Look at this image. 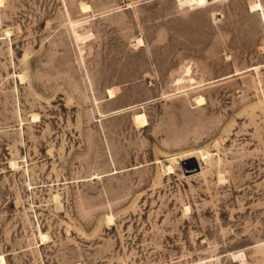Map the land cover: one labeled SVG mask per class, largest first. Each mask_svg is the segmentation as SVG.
I'll return each instance as SVG.
<instances>
[{"label": "rangeland", "instance_id": "1", "mask_svg": "<svg viewBox=\"0 0 264 264\" xmlns=\"http://www.w3.org/2000/svg\"><path fill=\"white\" fill-rule=\"evenodd\" d=\"M0 2L3 264H264V0Z\"/></svg>", "mask_w": 264, "mask_h": 264}, {"label": "bare ground", "instance_id": "2", "mask_svg": "<svg viewBox=\"0 0 264 264\" xmlns=\"http://www.w3.org/2000/svg\"><path fill=\"white\" fill-rule=\"evenodd\" d=\"M1 3V2H0ZM81 9H82V12L83 13H86V12H88V7H81ZM250 12L251 13H253L254 11H256V10H258V5H252V7H250ZM137 43H138V45H142V43H141V40H138L137 41ZM187 70V69H186ZM187 73H189V70H187L186 71V74ZM21 79H22V76L20 77ZM20 79V80H21ZM180 83V82H179ZM107 95H108V97L110 98V99H113V98H115V92H114V90H112V89H108V91H107ZM204 99H202V97H200V98H197L196 100H195V103H196V105H198V106H200L201 104H203L204 102ZM33 120H35V118H33ZM133 122H134V124L136 125V126H139L140 128H145L146 127V125H147V121L145 120V116L143 115V114H135L134 116H133ZM189 154V158H191V159H196V157H194L193 156V154H191V153H188ZM195 155V154H194ZM197 157L199 158V160L200 161H206L208 158H209V153L208 152H205V151H201V152H198L197 154ZM173 160L174 159H172L171 161L173 162ZM196 161V160H195ZM195 161H194V163H195ZM11 166H13L14 167V163L13 164H11ZM193 166V161H190L189 163H188V168H191ZM166 172H168L169 174L170 173H172L173 172V168L172 167H167L166 168V170H165ZM219 178V177H218ZM220 180V179H219ZM221 182H223L222 180H220ZM220 182V183H221ZM186 210H187V208H186ZM108 222L110 223V222H112V219L111 218H109L108 219ZM238 256V255H237ZM236 256V257H237ZM235 257V258H236ZM240 257V256H239ZM232 258H233V256H232ZM234 258V259H235ZM234 259H233V261H234ZM3 262H4V259L3 258H1L0 257V263L1 264H3Z\"/></svg>", "mask_w": 264, "mask_h": 264}]
</instances>
